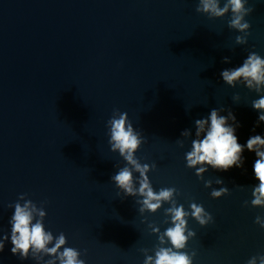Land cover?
Returning a JSON list of instances; mask_svg holds the SVG:
<instances>
[{"label": "water", "instance_id": "water-1", "mask_svg": "<svg viewBox=\"0 0 264 264\" xmlns=\"http://www.w3.org/2000/svg\"><path fill=\"white\" fill-rule=\"evenodd\" d=\"M198 5L0 0V238L9 237L0 264H37L11 252L9 221L14 205L24 203L21 195L43 208L45 230L54 238L63 233L66 247L79 251L85 264H144L143 250L154 256L159 237L150 225L161 234L171 227L165 215L171 204L141 214L142 198L125 197L112 182L126 166L109 144L108 121L116 110L143 140L135 157L152 169L153 190L175 188L177 206L190 213L196 203L212 216L204 227L188 218L195 236L183 251L195 252L193 264H248L264 256V229L255 223L264 208L251 205L255 153L243 152V168H209L203 179L186 166L194 122L212 109L233 112L239 144L264 136L252 108L259 95L242 83L229 87L220 75L242 66L251 52L264 58V0H246L254 10L245 17V45L235 43L241 33L228 27L231 12L209 19L197 13ZM185 130L192 137H182ZM221 188L229 194L213 199L212 190Z\"/></svg>", "mask_w": 264, "mask_h": 264}, {"label": "clouds", "instance_id": "clouds-1", "mask_svg": "<svg viewBox=\"0 0 264 264\" xmlns=\"http://www.w3.org/2000/svg\"><path fill=\"white\" fill-rule=\"evenodd\" d=\"M253 10L251 7H246V0H224L223 7H221V0H199L196 8L197 13L204 14L209 19L223 18L231 12L228 27L241 33L235 38L237 45L247 43L250 24L245 21V17ZM223 62L230 63V60L225 57ZM220 75L224 84L229 87L234 88L242 83L248 90L259 95V99L252 102V108L258 113L256 127L264 123V58L251 52L242 66L225 69ZM233 99L238 101L239 96H234ZM224 111V109H212L207 118L195 120V139L192 140L191 151L186 153V166L196 169V176L203 179L204 173L209 168L218 171H228L233 167L243 168L245 162L243 152L247 150L255 153L253 171L258 185L253 188L251 205L254 208H264V136L252 135L248 138L246 145L239 144L235 133L241 125L231 110H227L226 116L221 115ZM108 128L111 151L118 152L126 162V166L111 178L119 191L125 197L142 198L137 201L142 205L139 209L141 214L145 212L154 214L162 204H171V207L166 209L165 215L171 218L172 226L161 234L158 227L150 225L152 233L159 237V246L155 249L154 256L148 255V251L143 250L144 264H193L195 252L188 255L183 251L189 239L195 236L193 231L187 229L188 218L191 216L201 227H204L212 221V216L205 212L203 206L196 203L190 205V213L185 211L182 205L177 206L174 199L177 191L175 188H162L158 193L153 190L147 175L152 169L147 164L142 165L135 157L143 140L129 123L126 113L114 111L112 118L108 121ZM181 135L188 139L192 137V132L185 130ZM178 143L180 147L184 146L183 141ZM134 172L139 174L138 181L134 180ZM136 183L139 184L138 188L135 186ZM216 183L222 184L223 181L218 179ZM205 187L211 188L212 182L206 181ZM228 194L227 188L213 189L211 192L213 199H219ZM19 200L24 203L17 202L14 205V215L9 221L13 255H19L21 259L31 257L37 261V264H57V262L58 264H85V261L79 258L81 255L79 251L66 247L67 240L63 233L54 238L51 232L45 230L43 221L46 212L43 208H37L32 201L25 200L23 195L19 197ZM255 223L264 229V218L257 216ZM8 239L6 234L0 238V252L3 251ZM169 243L171 247L166 246ZM49 245L53 246L49 247ZM45 257H51V259L45 260ZM257 260L259 264H264V256L252 257L248 264H257Z\"/></svg>", "mask_w": 264, "mask_h": 264}]
</instances>
